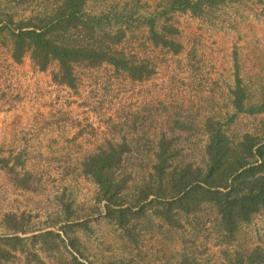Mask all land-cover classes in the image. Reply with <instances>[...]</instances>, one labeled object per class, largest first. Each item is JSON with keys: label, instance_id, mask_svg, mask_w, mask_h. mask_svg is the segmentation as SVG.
I'll return each instance as SVG.
<instances>
[{"label": "rangeland", "instance_id": "374dc122", "mask_svg": "<svg viewBox=\"0 0 264 264\" xmlns=\"http://www.w3.org/2000/svg\"><path fill=\"white\" fill-rule=\"evenodd\" d=\"M61 3L0 0V19L39 22ZM170 3L87 0L86 12L105 15L107 30L125 32L120 49L149 61L153 72L142 80L110 63L78 65L75 86L63 89L58 62L41 70L27 55L16 63L9 31L0 33V236L14 234L15 224L28 236L13 264H75V256L83 264H223L237 251L264 249V209L227 243L210 206L181 217L182 226L149 212L128 233L105 216L98 185L82 171L99 148L125 143L123 167L134 191L153 171L163 141L175 160L203 166L208 121L234 138H264V110L249 111L264 106V0H203L197 13ZM152 22L181 46L178 53V46L153 42ZM238 78L243 110L234 103ZM19 155L17 172L1 165ZM49 230L65 242L34 244V234Z\"/></svg>", "mask_w": 264, "mask_h": 264}, {"label": "trees", "instance_id": "16d2710c", "mask_svg": "<svg viewBox=\"0 0 264 264\" xmlns=\"http://www.w3.org/2000/svg\"><path fill=\"white\" fill-rule=\"evenodd\" d=\"M202 1L171 0L170 6L197 13ZM86 3L87 0H62L55 13L39 22L21 20L15 24L12 18L8 21L0 19L1 35L5 30L9 31L13 60L20 63L30 55L41 70L58 62L60 70L55 79L71 87L75 86L74 70L78 65L93 67L110 63L135 80H142L153 72L149 69V61L137 60L118 47L125 32L107 30L103 26L106 16L89 14L85 10ZM150 29L156 45L178 46L174 52L180 51L181 46L156 29L155 22L151 23ZM173 31L179 30L173 28ZM243 90L238 78L234 92L238 110L244 109ZM263 110L264 106H260L249 111ZM207 131V160L203 166L175 160L172 148L163 141L156 153L153 171L134 191L130 185L132 175L123 167L124 155L128 151L125 143L108 144L88 156L82 163V171L98 185V198L105 202V216L129 233V224L149 212L172 226H182L181 217L191 216L210 206L216 215L221 241L234 240L240 225L251 222L264 209V138L251 133L234 138L219 123L216 126L212 121L207 122ZM21 157L13 158V164L10 158V161L3 159L1 165L17 172V167L24 165ZM131 192L135 193L130 195ZM77 225L82 224L78 222ZM12 230L14 234L0 236V264H13L18 253L27 251L25 240L28 236L19 234H26V229L15 224ZM32 237L34 244L40 240L44 248L65 242L61 233L50 230ZM71 246L76 247L73 241ZM74 263L83 264L76 256ZM182 264L201 263L185 259ZM223 264H264V249L237 251Z\"/></svg>", "mask_w": 264, "mask_h": 264}, {"label": "built area", "instance_id": "2783aa9c", "mask_svg": "<svg viewBox=\"0 0 264 264\" xmlns=\"http://www.w3.org/2000/svg\"><path fill=\"white\" fill-rule=\"evenodd\" d=\"M57 85V84H56ZM58 86H61L63 89H69L71 86H69V85H67V84H63L62 85V83H60ZM69 86V87H68ZM70 90H71V88H70Z\"/></svg>", "mask_w": 264, "mask_h": 264}, {"label": "crops", "instance_id": "0c3cea01", "mask_svg": "<svg viewBox=\"0 0 264 264\" xmlns=\"http://www.w3.org/2000/svg\"><path fill=\"white\" fill-rule=\"evenodd\" d=\"M68 150V149H67Z\"/></svg>", "mask_w": 264, "mask_h": 264}]
</instances>
